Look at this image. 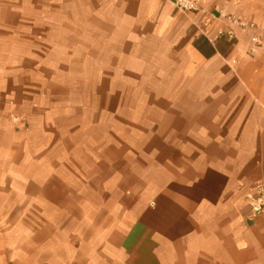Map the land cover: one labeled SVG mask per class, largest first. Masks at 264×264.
<instances>
[{"label": "crops", "instance_id": "obj_1", "mask_svg": "<svg viewBox=\"0 0 264 264\" xmlns=\"http://www.w3.org/2000/svg\"><path fill=\"white\" fill-rule=\"evenodd\" d=\"M201 8L0 0V264H264V48L206 37L264 0Z\"/></svg>", "mask_w": 264, "mask_h": 264}, {"label": "built area", "instance_id": "obj_2", "mask_svg": "<svg viewBox=\"0 0 264 264\" xmlns=\"http://www.w3.org/2000/svg\"><path fill=\"white\" fill-rule=\"evenodd\" d=\"M175 9L183 14L196 15L202 10V0H170ZM219 16L227 22V30H219L214 38L207 39L213 43L217 39L227 38L233 39L236 37V32L243 31L247 34L250 43V54L256 53L259 49L264 48V38L259 35L257 26L251 21L229 15L220 11ZM244 201L250 209V217L255 218L264 215V173L255 181L244 194Z\"/></svg>", "mask_w": 264, "mask_h": 264}, {"label": "rangeland", "instance_id": "obj_3", "mask_svg": "<svg viewBox=\"0 0 264 264\" xmlns=\"http://www.w3.org/2000/svg\"><path fill=\"white\" fill-rule=\"evenodd\" d=\"M81 2H82V0H81ZM72 15H73V14H70V15H68V16H69V17H72ZM256 26H257V25H256ZM257 30H258V33H259V35H260V32H259L258 27H257ZM18 121H19V120L16 119V122H17V123H18Z\"/></svg>", "mask_w": 264, "mask_h": 264}]
</instances>
